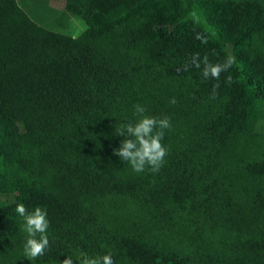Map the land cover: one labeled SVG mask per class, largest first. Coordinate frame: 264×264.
I'll return each mask as SVG.
<instances>
[{"label": "trees", "instance_id": "obj_1", "mask_svg": "<svg viewBox=\"0 0 264 264\" xmlns=\"http://www.w3.org/2000/svg\"><path fill=\"white\" fill-rule=\"evenodd\" d=\"M65 12L86 22L79 37L0 0V264H264V0H65ZM196 56L235 63L204 79L183 70ZM136 104L171 120L158 172L113 154ZM19 203L47 211L37 260L23 256Z\"/></svg>", "mask_w": 264, "mask_h": 264}, {"label": "clouds", "instance_id": "obj_2", "mask_svg": "<svg viewBox=\"0 0 264 264\" xmlns=\"http://www.w3.org/2000/svg\"><path fill=\"white\" fill-rule=\"evenodd\" d=\"M197 38H200L199 36ZM235 58L229 56L223 63L213 64L208 56H204L201 61L198 56L186 61L183 70L187 71L191 67L201 68L204 79L219 80L221 73L228 72ZM226 83L232 84V76L226 77ZM219 84L213 87L212 99L216 98V89ZM175 98L171 103H175ZM135 115L138 119L133 122L121 123L116 132L124 137L119 148L113 149V154L118 156L123 162L130 165L136 173H142L146 169L152 172H158L165 162L167 148L162 144L165 136V130L171 128L169 117H153L145 115L146 108L140 104L134 105ZM16 213L22 218L21 230L26 233V239L23 244V256L29 261L37 260L44 256L46 249L50 246L48 237L49 220L47 211L36 207L29 211L23 203H19L15 208ZM78 264H114L112 255L89 257L85 253H80L77 257ZM62 264H76L71 256L62 261Z\"/></svg>", "mask_w": 264, "mask_h": 264}, {"label": "rangeland", "instance_id": "obj_3", "mask_svg": "<svg viewBox=\"0 0 264 264\" xmlns=\"http://www.w3.org/2000/svg\"><path fill=\"white\" fill-rule=\"evenodd\" d=\"M32 18L55 32L79 37L88 28L86 22L77 15L65 12V6L59 0H19ZM53 2V3H52ZM64 3V2H63ZM258 131L264 133V118L258 125ZM1 198V196H0Z\"/></svg>", "mask_w": 264, "mask_h": 264}, {"label": "crops", "instance_id": "obj_4", "mask_svg": "<svg viewBox=\"0 0 264 264\" xmlns=\"http://www.w3.org/2000/svg\"><path fill=\"white\" fill-rule=\"evenodd\" d=\"M19 1V0H18ZM53 2H54V0H53ZM52 2V3H53ZM64 2V3H63ZM19 3H20V1H19ZM59 5H61V6H65V0H59ZM26 10H27V8H26ZM40 24H42V25H44L42 22H39Z\"/></svg>", "mask_w": 264, "mask_h": 264}]
</instances>
